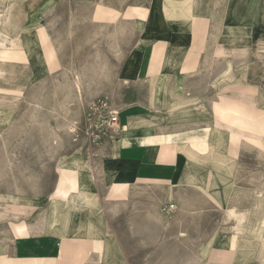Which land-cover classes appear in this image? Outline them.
Returning <instances> with one entry per match:
<instances>
[{
  "label": "crops",
  "instance_id": "crops-1",
  "mask_svg": "<svg viewBox=\"0 0 264 264\" xmlns=\"http://www.w3.org/2000/svg\"><path fill=\"white\" fill-rule=\"evenodd\" d=\"M98 1L0 0V29L6 41L15 38L3 47L30 50L38 64L44 49L37 33L44 28L53 40L48 18L56 9H96ZM100 2L92 15L111 21L94 28H118L113 19L124 18L139 34L119 72L121 130L97 148L64 155L51 191L15 199L24 209L15 212L17 236L0 244V264L143 263L134 241H144L111 229L104 204L108 190L118 198L133 186L168 191L165 201L176 211H221L225 220L202 246L205 255L239 249L238 262L221 263L264 264V0ZM31 71L53 69L47 63ZM70 192L92 200L69 215L63 206L53 212L51 199ZM8 194L2 190L4 206ZM193 195L207 202L193 204Z\"/></svg>",
  "mask_w": 264,
  "mask_h": 264
},
{
  "label": "rangeland",
  "instance_id": "rangeland-1",
  "mask_svg": "<svg viewBox=\"0 0 264 264\" xmlns=\"http://www.w3.org/2000/svg\"><path fill=\"white\" fill-rule=\"evenodd\" d=\"M95 4L96 9L57 8L48 18L53 23L51 42L45 29H39L44 49L39 65L48 63L53 69L49 73L32 74L31 67L34 70L37 65L27 58L25 49L3 47L15 38L6 41L0 29V244L17 236L13 232L15 212L23 209L15 199L26 201L51 191L64 155L80 148L90 151L112 136L93 139L97 137L85 123V112L91 102L104 98L118 108L123 106L124 101L115 97L121 93L119 72L139 34L124 18L113 19L118 28H94L95 21L104 25L111 21L95 16V11L92 15L102 3ZM3 12L0 2V14ZM2 23L10 34L8 13ZM2 190L13 193L8 194L11 202L6 206L2 205ZM110 191L104 193L109 226L125 239L144 241V246L134 241L135 248L141 244L144 252L141 264H223L235 260L239 249L229 253L218 250L211 257L202 249L214 229L222 228L225 215L221 211L193 213L186 208L169 217L162 210L166 198L169 200L166 190L133 186L118 198H112ZM189 199L193 204L207 202L200 195ZM233 247L238 248L237 239Z\"/></svg>",
  "mask_w": 264,
  "mask_h": 264
},
{
  "label": "built area",
  "instance_id": "built-area-1",
  "mask_svg": "<svg viewBox=\"0 0 264 264\" xmlns=\"http://www.w3.org/2000/svg\"><path fill=\"white\" fill-rule=\"evenodd\" d=\"M119 114L118 107L107 98L91 102L86 109L84 119L92 134L97 137L93 139H101V136L106 134L112 136L118 134L121 130ZM162 210L168 214L174 213L177 206L174 202H168Z\"/></svg>",
  "mask_w": 264,
  "mask_h": 264
},
{
  "label": "bare ground",
  "instance_id": "bare-ground-1",
  "mask_svg": "<svg viewBox=\"0 0 264 264\" xmlns=\"http://www.w3.org/2000/svg\"><path fill=\"white\" fill-rule=\"evenodd\" d=\"M229 27V26H228ZM37 32V31H36ZM38 38H39V41L41 42V39H40V35H39V31H38ZM1 35V34H0ZM9 50V48H7ZM25 52H26V55H27V58L30 60V50H26L25 49ZM0 53H2V51H0ZM36 54V53H35ZM6 61V60H5ZM34 65H39V62L38 64H35V63H32ZM4 76V74H3ZM164 87V86H163ZM163 99V97H162ZM150 124V123H149ZM210 180V179H209ZM83 190V189H81ZM62 192V191H61ZM66 197L64 198H61V197H55V198H52L51 201H52V206L54 207V210L53 212H55L56 208L58 206H63L64 209L62 210L63 211V215H69L70 212H72L73 210L74 211H77L79 210V207L82 206L83 204L85 205L87 202H90L91 199L89 198V196H85L84 194H82L81 192H70L68 194H65ZM7 199V198H6ZM11 200V199H10ZM14 200V199H12ZM49 200V199H48ZM15 201V200H14ZM17 203V202H16ZM19 204V203H17ZM13 205V204H12ZM15 205V203H14ZM23 205V204H20V206ZM25 205V204H24ZM16 207V206H15ZM22 209V208H21ZM24 209V208H23ZM233 209V208H231ZM234 211V210H233ZM232 211V212H233ZM21 212V211H20ZM234 214V213H232ZM238 214V213H237ZM241 214V213H240ZM236 215V213H235ZM244 215V214H243ZM237 218V217H236ZM239 218V217H238ZM240 219V218H239ZM243 219V218H242ZM238 220V219H237ZM264 221V220H263ZM239 222V220H238ZM105 224V223H104ZM240 225V224H239ZM238 226V223L237 225ZM105 227V226H104ZM237 229V228H236ZM239 229V228H238ZM241 229V228H240ZM256 231V230H255ZM262 231V230H261ZM255 233V232H254ZM263 239V238H262ZM264 242V241H263ZM264 244V243H263ZM264 246V245H263ZM262 246V247H263ZM246 250V249H245ZM239 250H238V253H237V256L235 258V262H238L240 260V256H239Z\"/></svg>",
  "mask_w": 264,
  "mask_h": 264
}]
</instances>
